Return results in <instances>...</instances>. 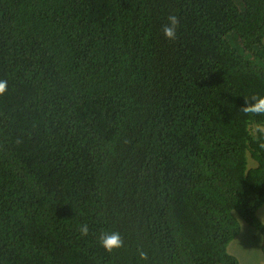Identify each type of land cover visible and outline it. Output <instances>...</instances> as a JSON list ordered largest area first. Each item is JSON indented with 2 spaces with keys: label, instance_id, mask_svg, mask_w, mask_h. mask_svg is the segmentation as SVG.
I'll use <instances>...</instances> for the list:
<instances>
[{
  "label": "trees",
  "instance_id": "trees-1",
  "mask_svg": "<svg viewBox=\"0 0 264 264\" xmlns=\"http://www.w3.org/2000/svg\"><path fill=\"white\" fill-rule=\"evenodd\" d=\"M0 80V264L264 256V0H0Z\"/></svg>",
  "mask_w": 264,
  "mask_h": 264
},
{
  "label": "clouds",
  "instance_id": "clouds-1",
  "mask_svg": "<svg viewBox=\"0 0 264 264\" xmlns=\"http://www.w3.org/2000/svg\"><path fill=\"white\" fill-rule=\"evenodd\" d=\"M178 18L175 15H170L168 17V24L163 27V34L165 38L169 40H175L177 35ZM7 80H0V95H3L7 91ZM251 102H249L248 97H245V106L241 108V111L245 114H251L253 116H264V95H253L249 96ZM249 134L254 139L264 138V124L259 122H251L249 128ZM261 148H264V143L260 144ZM88 225L82 224L79 226V232L82 236L88 234ZM101 246L105 251L111 252L113 249H118L123 246L122 237L118 232L112 233H101L99 237ZM139 257L141 260H146L147 253L144 251H139Z\"/></svg>",
  "mask_w": 264,
  "mask_h": 264
},
{
  "label": "rangeland",
  "instance_id": "rangeland-1",
  "mask_svg": "<svg viewBox=\"0 0 264 264\" xmlns=\"http://www.w3.org/2000/svg\"><path fill=\"white\" fill-rule=\"evenodd\" d=\"M231 45L240 50L237 39L230 40ZM257 219L264 225V205L257 210ZM239 235L228 245V252L234 256L240 264H264V256L261 253L262 238L260 234L240 221Z\"/></svg>",
  "mask_w": 264,
  "mask_h": 264
}]
</instances>
